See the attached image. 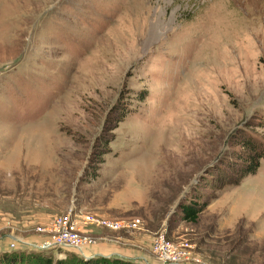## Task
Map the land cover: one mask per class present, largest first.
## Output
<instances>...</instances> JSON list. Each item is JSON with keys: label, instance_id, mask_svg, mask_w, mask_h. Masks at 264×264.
Wrapping results in <instances>:
<instances>
[{"label": "rangeland", "instance_id": "obj_1", "mask_svg": "<svg viewBox=\"0 0 264 264\" xmlns=\"http://www.w3.org/2000/svg\"><path fill=\"white\" fill-rule=\"evenodd\" d=\"M260 121L264 0H0V253L73 212L140 219L91 229L136 264L162 231L195 264H264V161L229 182Z\"/></svg>", "mask_w": 264, "mask_h": 264}, {"label": "built area", "instance_id": "obj_2", "mask_svg": "<svg viewBox=\"0 0 264 264\" xmlns=\"http://www.w3.org/2000/svg\"><path fill=\"white\" fill-rule=\"evenodd\" d=\"M140 219L130 222L120 220H110L90 213L77 214L69 212L68 215L55 218L50 224L40 227L39 231L43 233L44 238L32 244L24 240H13L12 245L16 243L30 245L40 250H52L58 257H64L63 250H75L81 255L89 252L96 240L91 234L94 226L109 227L119 230L122 228L137 227ZM152 250L161 264H195L196 257L193 254L189 244L184 242L172 241L164 231L159 232L152 243Z\"/></svg>", "mask_w": 264, "mask_h": 264}, {"label": "trees", "instance_id": "obj_3", "mask_svg": "<svg viewBox=\"0 0 264 264\" xmlns=\"http://www.w3.org/2000/svg\"><path fill=\"white\" fill-rule=\"evenodd\" d=\"M119 113L124 116L126 113L124 107L119 106ZM259 127L264 129V121L259 122ZM237 144L240 151L236 155L239 160L238 167L235 168V176L229 177V182L239 184L249 175L256 174L262 162L264 161V134L251 133L245 131L238 134ZM102 150V149H101ZM102 159L97 160V163ZM181 211L183 218L190 222H196L199 218L201 207L195 202L182 205ZM73 251V252H71ZM52 250L33 251H7L0 253V264H136L122 259L118 256H95L87 258L75 250H63L64 257H58ZM68 252H71L68 254ZM67 253V254H66ZM55 254V256H54Z\"/></svg>", "mask_w": 264, "mask_h": 264}, {"label": "crops", "instance_id": "obj_4", "mask_svg": "<svg viewBox=\"0 0 264 264\" xmlns=\"http://www.w3.org/2000/svg\"><path fill=\"white\" fill-rule=\"evenodd\" d=\"M119 236L115 235L114 237H111L110 241L107 242H98L95 246L91 247L89 249L88 254L90 255H121L124 256L123 253L126 250L123 246H121L119 241Z\"/></svg>", "mask_w": 264, "mask_h": 264}, {"label": "water", "instance_id": "obj_5", "mask_svg": "<svg viewBox=\"0 0 264 264\" xmlns=\"http://www.w3.org/2000/svg\"><path fill=\"white\" fill-rule=\"evenodd\" d=\"M101 256H105V255H102V254H100ZM94 256H97V255H88V256H85V257H87V258H92V257H94ZM108 257H111V255H109Z\"/></svg>", "mask_w": 264, "mask_h": 264}, {"label": "bare ground", "instance_id": "obj_6", "mask_svg": "<svg viewBox=\"0 0 264 264\" xmlns=\"http://www.w3.org/2000/svg\"><path fill=\"white\" fill-rule=\"evenodd\" d=\"M85 255H87V253H85Z\"/></svg>", "mask_w": 264, "mask_h": 264}]
</instances>
